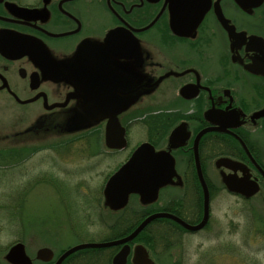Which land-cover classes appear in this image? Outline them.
I'll return each instance as SVG.
<instances>
[{
    "label": "flooded vegetation",
    "instance_id": "obj_1",
    "mask_svg": "<svg viewBox=\"0 0 264 264\" xmlns=\"http://www.w3.org/2000/svg\"><path fill=\"white\" fill-rule=\"evenodd\" d=\"M96 64L99 72L110 71L112 92L138 95L118 114L125 145L113 154L128 151L125 160L145 141L168 152L173 162L171 179L152 201L132 193L115 211L105 207L103 186L96 205L100 223L114 231L125 228L96 241L125 236L157 212L196 225L203 218L206 194L208 218L202 228L188 230L173 218H153L128 242L129 253L118 264H136L143 254L133 253L138 244L145 246L148 264H264V253H246L234 243L229 248L235 253H156L151 228L163 226L168 248L175 243V231L181 242L222 233L226 228L214 210L216 198L228 195L246 205L242 211L252 213L264 236V0H0V102L31 109L26 128L39 130L37 120L44 122L40 130L73 127L82 96L101 92ZM16 97L34 100L22 103ZM67 97L65 105L48 108ZM61 122L64 126H56ZM106 123L104 118L96 124L101 135ZM139 124L145 140L129 150ZM248 214L242 222L246 245ZM232 221L226 226L236 230L239 224ZM121 246L69 253L59 264H114ZM62 252L53 250L48 258L27 254L33 264H55ZM0 264L7 263L0 259Z\"/></svg>",
    "mask_w": 264,
    "mask_h": 264
},
{
    "label": "rangeland",
    "instance_id": "obj_2",
    "mask_svg": "<svg viewBox=\"0 0 264 264\" xmlns=\"http://www.w3.org/2000/svg\"><path fill=\"white\" fill-rule=\"evenodd\" d=\"M28 112L31 109L25 106L9 109L0 102V136L15 135L16 129L23 131L26 119H30ZM51 128L45 132H55ZM32 135L48 136L43 132L18 136ZM64 135L67 133L58 135L59 140L66 137ZM58 137L27 142L29 144L13 142L31 150L20 155L0 154V258L17 240L26 242L28 253H35L41 246L60 252L79 242L96 241L114 234L108 223H100L101 208L96 205L101 201V191L108 176L129 154L128 151L121 155L106 152L99 130L68 143H60ZM131 139L129 150L145 140L141 125L132 131ZM10 143L0 139V148H7ZM236 201L228 195L216 198L214 217L226 228L219 234L201 233L181 242L179 232L174 230L172 241L175 243L168 248V241L162 235L163 226H152L158 241L155 252L192 256L194 253H235L229 248L234 243L237 249L246 253H264V236H260L252 213L243 212L242 206L246 208V205ZM247 214L250 223L248 245L242 225L243 221L246 223ZM231 219L235 220L232 223L239 224L235 227L237 232L231 229L232 226H226Z\"/></svg>",
    "mask_w": 264,
    "mask_h": 264
},
{
    "label": "water",
    "instance_id": "obj_3",
    "mask_svg": "<svg viewBox=\"0 0 264 264\" xmlns=\"http://www.w3.org/2000/svg\"><path fill=\"white\" fill-rule=\"evenodd\" d=\"M114 32L108 35V38L113 37ZM106 38V42L112 41ZM98 48L94 51L98 52ZM81 53V50L78 51ZM139 57V55H138ZM95 75L99 74L98 78L102 85L100 94L89 93L88 96H82V103L77 108L76 113L71 118L73 122V127L67 128V132H75L83 128H88L99 123L100 120L107 118V123L105 127V143L110 148H120L125 145V140L123 139V128L118 120V114L125 110L130 102L135 101L137 96L129 95H118L117 92H112L108 86L110 71L106 67V71L102 68L99 72V64L94 66ZM99 72V73H98ZM167 75V74H165ZM165 75L157 78L152 84H157ZM117 89V87H115ZM16 99L22 103L30 102L34 98L27 100H20L18 97ZM68 100L66 98L63 103H54L49 105L48 108L54 106L65 105ZM46 104V99H45ZM43 121L37 120L35 126L41 128L43 126ZM197 158V156H196ZM172 158L168 156L164 151H155L153 146L148 143L140 144L130 155L127 161L122 164L117 171H115L107 180L104 188L105 204L112 209H119L125 205L127 202L128 195L130 193H139L142 201H151L157 195V189L159 186L165 184L172 174L173 162ZM197 169L200 171L199 163L196 159ZM171 172V173H170ZM200 180L203 181L200 176ZM203 183V182H202ZM167 216L175 219L184 227L195 230L202 227L208 216V204L207 195L205 194L204 202V215L202 221L197 225H189L183 220L176 216L167 214L164 212L155 213L147 218H145L130 234L117 240L106 241V242H86L76 244L69 249H67L64 254L58 259L55 264H59L62 258L69 253L76 250L90 247H104L114 244L126 243L131 240L151 219ZM129 252L128 245H124L119 253L114 258V263L117 261H124L126 254ZM38 257L48 258L52 250L48 247H42L37 250ZM134 253H143L142 257L138 256L136 264H140L139 261L142 260L144 264H148L145 259L144 253H147L146 249L142 245H136L134 248ZM5 258L11 264H32L31 259L26 254L25 245L22 242H17L12 245L5 255ZM149 264H152L149 261Z\"/></svg>",
    "mask_w": 264,
    "mask_h": 264
},
{
    "label": "trees",
    "instance_id": "obj_4",
    "mask_svg": "<svg viewBox=\"0 0 264 264\" xmlns=\"http://www.w3.org/2000/svg\"><path fill=\"white\" fill-rule=\"evenodd\" d=\"M21 152H23V151H22V149H19V148H11L8 151L0 149V154H17V155H20ZM131 228L132 227L129 225V226L126 227V230L130 231ZM118 234H121V232H119Z\"/></svg>",
    "mask_w": 264,
    "mask_h": 264
}]
</instances>
